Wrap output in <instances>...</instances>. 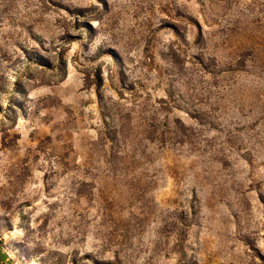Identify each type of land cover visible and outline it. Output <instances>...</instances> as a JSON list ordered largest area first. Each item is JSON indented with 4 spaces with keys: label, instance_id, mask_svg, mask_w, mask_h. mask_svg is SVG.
Segmentation results:
<instances>
[{
    "label": "rangeland",
    "instance_id": "rangeland-1",
    "mask_svg": "<svg viewBox=\"0 0 264 264\" xmlns=\"http://www.w3.org/2000/svg\"><path fill=\"white\" fill-rule=\"evenodd\" d=\"M0 251L264 264V0H0Z\"/></svg>",
    "mask_w": 264,
    "mask_h": 264
},
{
    "label": "trees",
    "instance_id": "trees-1",
    "mask_svg": "<svg viewBox=\"0 0 264 264\" xmlns=\"http://www.w3.org/2000/svg\"><path fill=\"white\" fill-rule=\"evenodd\" d=\"M193 114L195 115L194 119L196 120L197 126L201 127L204 126V122L209 119V115L204 109L199 108L196 111H193ZM207 123V122H206ZM190 128L183 125V123L180 120H177L175 122V130L180 132L182 136L184 137L186 135V132L189 131ZM186 140V141H185ZM183 142L188 143V139H185ZM115 140H112L111 142L114 143ZM0 261H4V254L0 251Z\"/></svg>",
    "mask_w": 264,
    "mask_h": 264
}]
</instances>
